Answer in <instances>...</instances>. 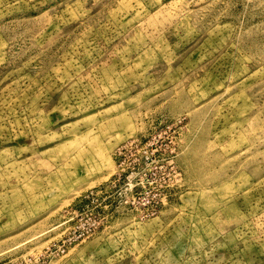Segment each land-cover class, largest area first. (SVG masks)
<instances>
[{
	"label": "rangeland",
	"instance_id": "374dc122",
	"mask_svg": "<svg viewBox=\"0 0 264 264\" xmlns=\"http://www.w3.org/2000/svg\"><path fill=\"white\" fill-rule=\"evenodd\" d=\"M0 264H264V0H0Z\"/></svg>",
	"mask_w": 264,
	"mask_h": 264
}]
</instances>
